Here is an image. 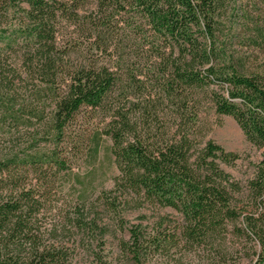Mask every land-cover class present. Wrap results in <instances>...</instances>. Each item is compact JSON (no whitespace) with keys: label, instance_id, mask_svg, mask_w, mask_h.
Returning <instances> with one entry per match:
<instances>
[{"label":"trees","instance_id":"obj_1","mask_svg":"<svg viewBox=\"0 0 264 264\" xmlns=\"http://www.w3.org/2000/svg\"><path fill=\"white\" fill-rule=\"evenodd\" d=\"M225 1L99 0V11L91 20L101 42L95 43L98 49L104 45L107 50L108 36L133 40L135 58L158 68L164 91L179 96L186 107L195 90L207 92L216 112L233 117L247 140L262 149L264 72L246 68L245 59L221 42L232 32L231 28L225 32ZM22 3L26 4L23 8ZM0 4L23 12L19 28L6 38L4 34L2 41L13 48L23 38L26 47L19 68L3 64L0 51V85L6 90L14 85L17 74L21 79L20 69L32 81V98L41 100L47 95L50 112L31 107L26 121L30 126L33 119L46 124L43 138L55 145L42 153L0 152V264H66L71 258L65 247L49 240L69 224L94 232L103 218L91 207L85 214L84 203L75 207L61 227L55 222L43 229L39 214L45 206L37 198L41 196L38 177L34 184L27 181L28 176L67 167L58 147L67 126L83 107L97 110L105 106L117 86L118 73L106 66L70 64L65 52L57 49L55 24L59 12L67 11L63 4L56 0H0ZM119 42L123 47L124 42ZM138 83L144 85L145 81ZM9 90L2 116L21 124L16 110L20 94ZM126 114L116 112L104 130L120 171L115 188L104 192L105 205L114 210L118 206L114 193L134 192L142 201L181 215L175 232L160 233L156 243L204 244L220 252L217 264H229L227 256L241 250L239 264H264V158L243 185L224 167L236 166L242 158L239 153L212 140L196 152L187 134L156 145L136 135ZM106 231L104 227L98 245L103 244ZM234 238L240 240L238 244ZM141 243L142 233L135 230L128 241H122L123 252L133 255L132 263L145 264L146 250ZM91 264L109 262L96 253Z\"/></svg>","mask_w":264,"mask_h":264},{"label":"rangeland","instance_id":"obj_2","mask_svg":"<svg viewBox=\"0 0 264 264\" xmlns=\"http://www.w3.org/2000/svg\"><path fill=\"white\" fill-rule=\"evenodd\" d=\"M56 1L67 10L59 12L55 24L57 49L65 52L70 64L106 66L118 73L119 80L103 108L83 107L67 126L64 140L58 145L61 157L67 160V167L28 176L27 181L34 184L38 177L37 189L41 196L37 195V198L45 206L39 214L43 229L55 222L61 227L67 216H73L75 207L79 208L78 205L84 203L85 214L91 207L93 213L103 218L100 221L102 226L94 232L69 224L66 230L57 232V238L49 241L65 247L71 258L66 264H91L96 253H100L109 264H135L132 263L133 255L122 250V241H128L135 230L143 236L141 244L146 250L143 253L145 264H217L220 252L204 244L198 246L185 241L176 245L156 243L160 240V233L168 230L174 233L180 225L181 215L177 211L142 201L134 192L128 191L113 194L118 196L116 209L111 210L105 205L104 192L115 188V178L120 171L110 150L111 139L104 130L112 115L126 112L133 128L137 129L136 135L156 145L187 134L197 152L212 140L227 151L241 155L236 166L224 167L243 185L252 176L255 165L264 158V148L250 143L233 117L218 114L207 92L195 90L193 100L186 107L179 96L164 91V81L159 77L158 68L150 66L151 63H146L143 58L142 61L135 58L133 40L108 36L109 48L106 50L103 45L98 49L96 43L101 42L91 20L99 11V0ZM0 6L1 58L9 68H19L26 51L24 39L18 38L17 46L10 48L1 38L19 28L23 12L18 7ZM25 6L23 3L20 5L22 8ZM223 18L225 32H230V28L232 32L227 39L222 37L221 42L227 43L245 59L246 68L264 72V0H226ZM119 40L124 42L123 47ZM141 72L145 75H140ZM18 73L21 79L17 74L14 85L8 86L7 90L0 85L4 90L0 93V152L13 150L23 155L34 150L41 153L50 151L55 145L43 138L48 129L46 124L33 119L34 124L30 126L26 121L31 107L44 109L48 114L51 110L49 99L47 95H43L41 100L32 98V81L25 79L24 71L19 69ZM138 80L145 81V84L140 85ZM10 88L20 94L16 110L21 124H14L10 117L2 116L1 109L6 106L7 95L12 92ZM19 104L24 105L21 111ZM163 219L166 222L160 227ZM104 227L107 231L103 244L98 245ZM233 240L237 244L240 241L237 238ZM241 256L240 250L228 255L227 261L239 264Z\"/></svg>","mask_w":264,"mask_h":264}]
</instances>
